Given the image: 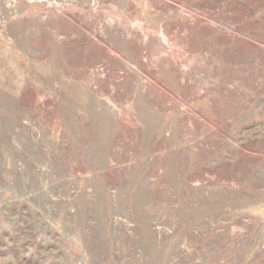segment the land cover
<instances>
[{
    "label": "rangeland",
    "instance_id": "rangeland-1",
    "mask_svg": "<svg viewBox=\"0 0 264 264\" xmlns=\"http://www.w3.org/2000/svg\"><path fill=\"white\" fill-rule=\"evenodd\" d=\"M0 264H264V0H0Z\"/></svg>",
    "mask_w": 264,
    "mask_h": 264
}]
</instances>
